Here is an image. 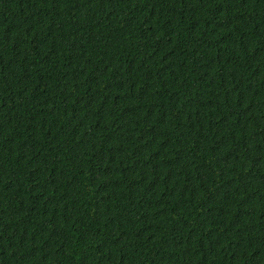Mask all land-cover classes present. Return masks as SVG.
<instances>
[{
	"label": "trees",
	"instance_id": "obj_1",
	"mask_svg": "<svg viewBox=\"0 0 264 264\" xmlns=\"http://www.w3.org/2000/svg\"><path fill=\"white\" fill-rule=\"evenodd\" d=\"M0 264H264V0H0Z\"/></svg>",
	"mask_w": 264,
	"mask_h": 264
}]
</instances>
